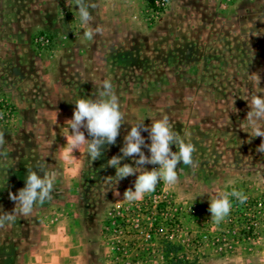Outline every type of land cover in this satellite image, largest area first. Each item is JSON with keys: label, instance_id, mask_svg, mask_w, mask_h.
<instances>
[{"label": "rangeland", "instance_id": "374dc122", "mask_svg": "<svg viewBox=\"0 0 264 264\" xmlns=\"http://www.w3.org/2000/svg\"><path fill=\"white\" fill-rule=\"evenodd\" d=\"M84 2L95 18L87 27L101 30L92 40L83 36L75 0H0L1 63L20 58L33 69L46 67L45 73L58 64L56 75L65 76L68 59L75 52L81 55L73 79L67 81L70 95L55 97L50 87L43 94L46 105L73 108L81 98H97L108 80L124 113L116 143L104 145L94 162L85 146L68 172L69 163L55 147L52 122L21 108L0 86V96L15 110L13 121L0 122L5 140L0 147V211H12L9 193L25 186L29 168L41 171V176L56 173L50 201L0 228V264H124L110 260L113 250L103 243L101 232L107 211L126 202L123 194L134 190L136 176L116 184L115 168L107 161L122 155L120 148L132 126H150L164 116L195 146L198 167L179 164L175 187L161 181L145 195L168 197L183 231L164 246L162 257L142 264H264V152L257 151L264 138L250 137L241 129L250 97L257 92L250 74H259L264 89V0ZM40 33L53 39L52 52L39 55L34 50L33 39ZM141 134L150 144L148 132ZM142 150L150 155L147 147ZM172 150L178 149L172 145ZM123 163L136 166L132 158ZM217 189L243 191L250 202L260 199L262 204L257 211L250 204V219L242 223L244 207L229 197V215L214 225L208 208ZM249 223L254 227L242 239L241 226ZM194 237L202 238L196 252L189 245ZM217 237L225 240L218 245ZM178 249L187 257L170 261L167 256Z\"/></svg>", "mask_w": 264, "mask_h": 264}, {"label": "clouds", "instance_id": "9594fccd", "mask_svg": "<svg viewBox=\"0 0 264 264\" xmlns=\"http://www.w3.org/2000/svg\"><path fill=\"white\" fill-rule=\"evenodd\" d=\"M79 12L81 24L84 28L83 36L86 40H92L101 30L87 27L94 22V17L89 11V6L84 0H75ZM250 78L257 89L256 94L250 97L249 108L246 119L241 122V129L250 137L264 138V96L257 93L264 92L260 88V76L258 73L250 74ZM124 113L121 110L119 97L113 90L110 81L104 80L99 95L95 99L81 98L76 101L73 116L66 120L70 135L66 138L68 145L67 152L62 154V159L67 160L68 154L86 146L89 158L94 162L101 158L104 145L116 143L121 125L123 124ZM142 131L148 132V139L151 143L146 144ZM87 133V138L85 135ZM5 143L4 134L0 132V147ZM175 145L177 151L172 150ZM147 147L150 155H145L142 150ZM195 146L185 142L172 128L167 116L151 122L150 126L138 124L132 126L124 137L123 147L120 148L122 155H114L107 161V166L115 168L116 184L121 180L136 176L133 188H128L123 199L129 203L142 201L145 195L155 191L159 182H164L170 187L178 184L177 166L184 164L192 168L198 167L193 159ZM258 152H264V140L257 148ZM138 157V159H137ZM125 158H132L135 167L121 161ZM159 165L151 170L145 165ZM28 169L25 178V186L17 193H9V198L15 206L10 212L0 211V228L6 225L11 226L19 216H29L37 205H42L52 199V192L56 181L55 172H42ZM137 173H139L137 175ZM119 195V193H116ZM229 197H234L239 203L247 202V195L243 191L233 189L231 192L217 189V196L210 200L208 211L211 213V221L214 225L222 222L232 209V202Z\"/></svg>", "mask_w": 264, "mask_h": 264}, {"label": "built area", "instance_id": "2783aa9c", "mask_svg": "<svg viewBox=\"0 0 264 264\" xmlns=\"http://www.w3.org/2000/svg\"><path fill=\"white\" fill-rule=\"evenodd\" d=\"M33 48L42 55L46 52L53 51V39L47 33L37 34L33 39ZM15 119V110L13 105L3 96H0V122H11ZM239 203V202H238ZM253 206L255 211L260 208L262 201L255 200L242 204L240 222L243 223L247 218L248 211ZM172 202L168 197L161 198L155 195L151 198L146 196L139 202H123L110 208L105 215V222L102 227L103 243L107 244L113 250L111 261H124V264H142L160 255L163 256L164 246L173 241L174 238L180 236L183 231V225L180 219L172 214ZM259 210V209H258ZM228 222H232L228 217ZM246 223V222H245ZM257 222L254 223V226ZM249 224L241 226L240 237L245 239L249 237L251 229L254 227ZM247 228V229H243ZM246 231V232H245ZM219 238L215 242L219 245ZM187 243L188 240H182ZM188 244V243H187ZM202 244V238L194 237L189 245L192 251L196 252ZM131 255L133 258L128 259ZM165 255V254H164ZM186 251L178 249L176 253L167 256L170 261H177L178 258H186ZM144 257V259L142 258ZM173 263V262H170Z\"/></svg>", "mask_w": 264, "mask_h": 264}, {"label": "crops", "instance_id": "0c3cea01", "mask_svg": "<svg viewBox=\"0 0 264 264\" xmlns=\"http://www.w3.org/2000/svg\"><path fill=\"white\" fill-rule=\"evenodd\" d=\"M4 56L6 60V54L3 55V57ZM80 57L81 55L79 52H75L68 59L67 64L65 65L67 69L65 76L56 75L58 72V64L53 65L45 73L43 71L46 67H43V71L37 70L35 68L33 69L28 65L29 62L21 60L20 58H14V62L8 64L7 62L1 63L0 61V86H2L7 91V93L10 94L12 100L21 108H24L25 110L26 108L32 109L35 111L37 119L39 117H45L52 122L57 138L55 139V147L58 149L60 157H62V154L67 152L68 149L65 137L70 135V133L67 122L65 121L72 118L75 106L70 108L64 106L52 107L50 105H46V103L43 102L45 99L43 94L45 93L46 89L51 87L50 92L55 97L57 94L58 96H69L70 92L69 90H66V88L69 89L67 87V81L73 79L72 77L75 74L73 70L74 67L79 65ZM51 102L52 104L56 103V101L54 103L53 101ZM84 149L85 146H82L79 150L68 154V159L66 160L69 163L67 165L68 172L73 170V162L80 158V154L84 151Z\"/></svg>", "mask_w": 264, "mask_h": 264}]
</instances>
